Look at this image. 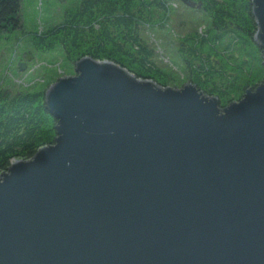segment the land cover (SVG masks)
Returning a JSON list of instances; mask_svg holds the SVG:
<instances>
[{"label":"water","instance_id":"obj_1","mask_svg":"<svg viewBox=\"0 0 264 264\" xmlns=\"http://www.w3.org/2000/svg\"><path fill=\"white\" fill-rule=\"evenodd\" d=\"M73 70L43 94L53 143L0 174V264H264V80L221 107L107 61Z\"/></svg>","mask_w":264,"mask_h":264},{"label":"trees","instance_id":"obj_2","mask_svg":"<svg viewBox=\"0 0 264 264\" xmlns=\"http://www.w3.org/2000/svg\"><path fill=\"white\" fill-rule=\"evenodd\" d=\"M192 1L201 4L212 31L184 37L178 47L179 55L189 72L190 83L199 92L217 98L221 105L229 104L230 97H240L248 85L236 87L237 76L224 72L220 61L209 52L219 54L216 47L227 37L234 45L242 36L251 41L255 25L250 0ZM169 2L81 0L60 23L42 36L34 35V42L38 48L59 46L72 62L83 57L111 62L136 78L165 87L169 77L156 66L153 52L140 37L139 28L150 26L155 14L166 15ZM20 5L21 0H0V32L20 26ZM244 64L242 61L234 70ZM43 94L44 91L14 95L0 92V174L12 162L30 160L40 148L53 143L55 121L44 109Z\"/></svg>","mask_w":264,"mask_h":264},{"label":"rangeland","instance_id":"obj_3","mask_svg":"<svg viewBox=\"0 0 264 264\" xmlns=\"http://www.w3.org/2000/svg\"><path fill=\"white\" fill-rule=\"evenodd\" d=\"M80 1L21 0L20 26L0 32V92L11 95L45 92L54 80L74 75L76 61L67 59L57 45L49 49L38 48L34 35L42 36L60 23ZM205 30L212 31L209 17L202 10H193L176 0H170L166 15L155 14L150 26L139 28L140 37L153 52L156 66L169 77L166 84L181 87L190 83L178 47L187 35L203 34ZM222 40L223 44L216 47L219 54L209 52L210 56L220 61L224 72L237 76L234 78L236 87L242 89L248 85L245 89H249L259 85L264 79V68L262 55L252 39L242 36L235 45L230 37ZM208 50L206 47L205 51ZM242 61L245 62L242 68L234 70V66L241 65ZM236 97L233 95L230 100Z\"/></svg>","mask_w":264,"mask_h":264},{"label":"flooded vegetation","instance_id":"obj_4","mask_svg":"<svg viewBox=\"0 0 264 264\" xmlns=\"http://www.w3.org/2000/svg\"><path fill=\"white\" fill-rule=\"evenodd\" d=\"M202 10V9H201Z\"/></svg>","mask_w":264,"mask_h":264}]
</instances>
